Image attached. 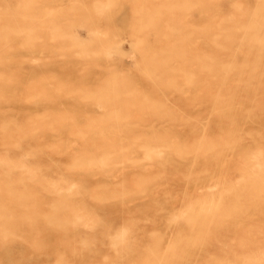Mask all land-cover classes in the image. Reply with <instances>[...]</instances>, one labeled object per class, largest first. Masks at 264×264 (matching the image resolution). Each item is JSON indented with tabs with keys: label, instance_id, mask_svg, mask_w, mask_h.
Masks as SVG:
<instances>
[{
	"label": "bare ground",
	"instance_id": "6f19581e",
	"mask_svg": "<svg viewBox=\"0 0 264 264\" xmlns=\"http://www.w3.org/2000/svg\"><path fill=\"white\" fill-rule=\"evenodd\" d=\"M36 1L40 0H0V197H2V200L0 199L2 206L0 205V207H3L1 208L4 210L3 212L6 211L4 207H10L13 211V216L12 214L10 216L9 209L7 211L9 216L4 215L5 217H3L2 215V218L0 217V244L13 243L10 248L4 245L6 249H38L43 253H49L52 249H56L59 257L56 258L58 260L55 262H60L59 264H264V0L189 1V3L193 2V7L189 10H194L195 22H193V26L190 23L192 21L189 19L188 25L190 23V27L194 28L195 38L193 40L195 39L196 46L193 42L192 44L196 47V52L200 54V57H196L198 63L195 66L197 70L194 80L195 91H193L195 96L191 97V102L185 100L186 103L184 102L185 104L180 106L181 103L177 101V97L165 96L163 95L164 92L163 94L160 93L159 96L162 94L165 97L163 99L164 103H160L158 99L159 104L162 105V109L165 108L170 114L165 111L166 113L164 115L160 113L158 118L161 119V116H163L168 121L159 119L156 122L147 120L139 123L140 120H137L132 125L127 123L124 126L122 124L121 128L116 126H114L116 128H105L103 126L99 129V132L105 135L99 137H90L86 134L83 136L84 133L95 132V130L88 129L90 125L70 129L67 124L57 120L61 114L59 111H53L52 107V109L46 108V111L45 109L42 110L45 112L40 111L42 113L36 111L33 107L36 88L49 84V82L46 84V79V81L39 79L35 82L38 77L35 74H39L33 71V68H36V66H33V63L35 64L33 62L34 51L35 53H41V50L38 49L46 43L45 37L48 35V33L43 34V23L33 13V3ZM60 1H58V4L62 3ZM166 1L172 2L171 0ZM185 1L183 0V5L188 3V0ZM66 2L68 1L66 0ZM81 2L84 3L82 0ZM80 3L78 4L80 5ZM96 3L98 4V2ZM58 4L57 8L60 6ZM64 4L66 5V3ZM69 4L71 5L72 2H69ZM53 5H56L55 2ZM70 5L68 6L70 7ZM111 5L113 6L112 3ZM176 5L178 6V4ZM179 5L183 7L182 3ZM186 5L185 8L188 9L189 6ZM68 6L58 8V10L62 13ZM101 6L104 7V5ZM173 6H175L174 2ZM173 6H170L171 11ZM180 6L176 9H179ZM71 8V11H73V7ZM161 8V6L158 8L159 12ZM155 9L154 14H156ZM187 9L184 12L188 11ZM46 12L45 10L44 13ZM159 12L157 14H160ZM48 16L47 13L46 17ZM155 16L151 18L155 19ZM173 16L175 15L173 14ZM162 17L160 15V18ZM151 18H148L147 21L151 20L150 22L153 23L154 20L152 21ZM188 18H193V14L192 17ZM87 20L85 19V22ZM99 21L97 20L98 23H96L101 24V21ZM183 21L185 22V18ZM78 22L83 23L82 25L85 27L83 21ZM158 22L160 21L155 22V25ZM166 23L168 25V22ZM100 24L99 30H101L100 28L104 23ZM146 24L148 29L149 23ZM145 25L143 24L141 27ZM49 26H51V23ZM78 26V28H82L81 25ZM141 27L139 28L140 31L144 32V28L141 29ZM55 28L52 30H56V33L53 32L54 34H58L62 30ZM117 28L119 29L118 26ZM180 30V28L176 30L177 33ZM96 31L94 32L97 35L98 30ZM191 31L193 34V30ZM105 32L109 38H107V41L111 40L110 31L109 35L107 31ZM54 34L53 36H55ZM91 34H93L92 31ZM130 34L132 33L130 32ZM153 35L157 37V34ZM66 37H68V34L63 39ZM112 37L114 36L112 35ZM37 38L39 41L43 40V44L37 50H33ZM59 38H62L61 35H59ZM68 38L74 39L70 36ZM187 38L188 35L186 34V38L185 36L179 37L178 41ZM50 39L49 43L58 38L55 36L52 41ZM92 40L94 41V39ZM188 40L187 43L190 41ZM86 41H88L86 38L85 41L82 40V42L88 44L89 42ZM74 42L79 46L82 44V42L78 44L77 39ZM85 44L84 47H86ZM114 46L116 47V44H113ZM72 48L70 47L69 50L71 51ZM75 48L79 50L78 47ZM85 50L86 48H82L83 53ZM40 53L39 56L42 55ZM80 53H82L81 47ZM80 53L77 59H82L79 58L83 57L80 56ZM85 53L84 58L86 59L88 51L86 50ZM72 54L70 53V56H74V52ZM96 54L98 53H94L93 56ZM51 55L52 53H50ZM76 55L77 53H75ZM176 55L179 56V54ZM60 56L59 59L65 62L66 55L63 56L65 59H62L61 53ZM70 58L71 61L72 58ZM89 58V64L93 60L95 61L94 58ZM113 58L114 63L120 62L119 57ZM39 59H41V56ZM53 59L51 58L54 62L56 56ZM48 60L46 57V63L49 62ZM110 61L112 60L110 59ZM68 62L66 60V63ZM101 62L99 61V63ZM99 63L98 65H100ZM45 65L43 66L45 67ZM83 66H81V69ZM44 67L43 69H45ZM47 67L49 68V64ZM47 67L45 70L48 72ZM175 68L174 70L171 69L173 74ZM119 69L122 70L123 68ZM91 71H89L90 74ZM98 71L100 73V70ZM123 71L126 72V70ZM146 71L144 70L143 74ZM121 73L117 74L118 78H121V76L123 78ZM152 73L150 70V74ZM170 73H168V76ZM58 74L53 77L58 78ZM103 74L101 77H103ZM134 74L139 76L135 71ZM154 74L151 76L156 77ZM160 75L163 77V72ZM85 77V79L82 77L83 81L87 79L88 75ZM128 77L132 78V74L127 75V79ZM182 77L184 78V76ZM122 78L121 80L125 77ZM154 78L152 81L155 84L156 81L154 80H158V78ZM74 79V83L79 80L73 77ZM88 79L86 84L93 85L90 84V80L87 83ZM135 80L138 81L137 78H134V82ZM173 80L175 81V79ZM142 81L145 84L148 82ZM163 81L165 80L163 79ZM187 81L189 80H183L184 84ZM120 82V85L117 83V86L113 85L115 86L114 88L112 86L113 89L108 87L110 88L109 94L117 88L116 91L114 90L116 94L114 96L117 99L120 97L119 95L123 94H119V91H123L118 90V86H121L122 89V82ZM95 84L97 85L96 82ZM174 84L176 83L173 82L172 85ZM65 85L67 86V83ZM76 85L78 87V84ZM185 85L188 87L187 84ZM48 86L52 88V85L49 84ZM147 86L145 85L143 88ZM177 86L180 87V85ZM135 87L139 88L140 86L134 85L132 90L137 89ZM176 87H173V89ZM70 89L64 91L62 89V91L59 90L61 92H58L62 94V92L71 91ZM176 89L173 91H176ZM73 90L79 91L78 89ZM182 90L184 91V89ZM80 91V93H83L82 96L88 95L87 93L85 95V91ZM106 91L104 94L107 93ZM169 91L172 92L171 90L167 92L169 93ZM183 91L181 92L183 93ZM189 91L185 90V94ZM68 92L66 94L70 93L69 96H72L73 93ZM93 92L92 90L91 96H93ZM128 92H125L126 96H128L127 94L130 96L134 94V91H132L133 94ZM157 92L159 93V90L154 93L157 94ZM135 93L138 92L135 91ZM182 93L180 94L182 95ZM38 94L41 95L37 92V96ZM180 94L178 93V95ZM44 95L46 94L43 93ZM98 96L101 95L97 94L96 97L98 98ZM112 96L113 93L108 97L112 98ZM94 97L88 99L93 102L94 99H97ZM59 100L61 99L56 101ZM73 100L76 101V99ZM103 100L105 101V99H102L100 103ZM41 102L45 101L41 100ZM107 102L104 103L107 104ZM76 103L74 104L76 105ZM78 104L82 105L79 102ZM131 106L135 107L133 104L123 107L125 110H130ZM153 106L151 107L153 108ZM56 108L58 107L56 106L55 110ZM120 108L121 106H119L118 111H116L117 109L114 111L121 114L119 113ZM159 109H161V106ZM181 110L185 112L190 110V116L188 113V115L185 113V116L190 117L191 120H181L180 118L184 117ZM148 113L146 115L145 113L133 114L131 112L136 119L149 117ZM105 115L107 117V114L103 116L105 117ZM67 116L69 115L67 114ZM103 116L101 113V119L104 118ZM112 116L109 115V118L116 119L118 115L116 117ZM156 116L153 115V119H156ZM120 117L122 120L123 115ZM171 117H175V120L178 117L181 121H174ZM81 118L77 119L79 123L91 125L96 123L110 124L106 122L109 118H106L107 120L104 118L105 122H98L94 119L93 121L84 122L85 119ZM69 119L71 120V118ZM80 119L82 122H80ZM147 123L149 126L152 124V127H154L150 130L142 128ZM155 132L166 134V136L160 137L161 134H159V137L144 136V134ZM132 133L143 134V136H131ZM187 133L188 136H181V134ZM42 134L45 135L42 136ZM50 134L53 136H49ZM95 134L93 133V135ZM15 171H19L21 174H16ZM22 179L23 182L19 183L18 181ZM132 202H145L151 204L152 207L147 208L145 206L147 212H149V216L145 215L147 218L141 217L143 220H137L136 218L133 220L134 216H132V219L128 215L127 219L132 220L125 223L127 219L124 220L118 217L117 214H128L130 208L125 205ZM65 203L74 206L72 205L73 207L70 209V207L67 208ZM63 204L66 209L72 210V213L71 216L69 212L65 218L63 216L59 219L57 215L61 209L60 206ZM106 204H115L118 207L107 208L102 206ZM140 207L135 208L136 213L137 208L139 210ZM66 209L64 211L68 213ZM142 211L140 209L139 212ZM131 212L133 211L131 210ZM137 214L142 215L141 213ZM60 249H66V251ZM67 249H73L74 252L70 250L73 255L66 254ZM99 249H106L104 256L95 255L99 252ZM19 250H15V252H19ZM15 252L12 253L15 254ZM92 252L95 253L94 258L87 259L86 253H90L92 256ZM7 254L8 252L4 255ZM21 255L25 259L24 254ZM14 256H10V258ZM33 257L32 259H34ZM50 257L53 258V256ZM36 258H39V260H33V264H47L49 262L46 260L43 262V258L41 257L42 260H40V256H36ZM14 260L12 261L14 262ZM52 260L50 261L52 262ZM51 262L48 264H52Z\"/></svg>",
	"mask_w": 264,
	"mask_h": 264
},
{
	"label": "rangeland",
	"instance_id": "374dc122",
	"mask_svg": "<svg viewBox=\"0 0 264 264\" xmlns=\"http://www.w3.org/2000/svg\"><path fill=\"white\" fill-rule=\"evenodd\" d=\"M52 1V0H51ZM50 0H40V1H36V2H34L33 3V13H35V16L37 17V18H39L40 20H41V23H43V34L44 33H48V35H47V37H45L46 38V43H44V45L46 46H44V45H42L43 44V40L42 41H39V39L37 40V39H35V40H37L36 42H35V40L33 41V44H34V42L36 43V44H34L33 45V47H35V48H33V50H37L41 45V47H40V49H38L39 51L41 50V53L40 54H42V55H40L41 56V59L43 60V61H40L41 59H39L40 58V56H39V53H35V51H34V56H33V62H35V64L33 63V66L35 67L36 66V68L34 69L33 68V71H35L37 74H39V75H36L35 74V76H38L36 79H35V82L36 81H38L39 79L41 80V79H43V80H47V83L46 84H48V82H49V84L50 85H52V88H51V86H48V85H41V86H39V87H37L36 89V93H35V96H34V99H35V97L37 96V92H39V93H41V95L40 94H38V96L37 97H39V98H37L36 97V99L34 100L33 99V107H34V109L36 110V111H38V112H40V111H42V110H44L45 109V111H46V108H53L54 110L53 111H59V113L61 114V116H59V118L57 119V120H60L61 121V123H65V124H67V127H69L70 129H76L77 127H82V126H85V125H90V127L88 128V129H90V130H95V132H90V133H84V135L83 136H85V134L86 135H88V136H90V137H96V136H104L102 133H100L99 132V129L100 128H103V126L105 127V128H111V127H113V128H116V127H120L122 124L124 125V126H126L127 125V123H130L131 125L133 124V122H135V121H137V120H140L139 121V123H142V122H146L147 120H149L150 122L151 121H153V122H156L157 120H159L160 118H158V117H160V113H161V115L163 114H165L166 112H168L169 113V111H167V110H165V108L164 109H162V105L161 104H159V101H158V99L160 100V103H164V97L165 96H167V95H170V96H175V97H177L176 99H177V101H179V103H181V104H179L180 106L182 105H184L185 103H186V101L185 100H188V101H190L191 102V97L194 95L195 96V94H194V92L193 91H195V77H196V67L195 66H197V63L198 62H196V61H198L197 59H196V57H200V54H198L197 52H196V45H195V39L193 40V38H195V32H194V28H192V26L190 27V25L192 24H194L193 22H195L194 21V17H195V15H194V10L192 9V11L191 10H189L190 8H192L193 7V2L191 3H189V1H191V0H188V3H186V4H188V5H186V6H189V8L187 9V7L185 8V5H183L184 4V2H183V0H171L172 2H167L166 0H92V1H88V0H82L84 3H82L81 2V0H71V1H69V0H67L68 2H66V0H53L52 2H51ZM57 1V2H56ZM58 1H60V2H62L61 4H58ZM111 1V2H110ZM185 1V0H184ZM44 2V3H43ZM55 2V4L56 5H53V3ZM59 2V3H60ZM69 2H72V4L71 5H73V6H71L70 4H69ZM82 4H81V3ZM87 2V4H85ZM93 2V4L91 5V3ZM96 2H98V4L96 3ZM128 2V3H127ZM134 2V3H133ZM173 2H174V4H175V6H173ZM185 2H187V0L185 1ZM64 3H66V5L64 4ZM74 3H76V5H74ZM78 3H80V5L78 4ZM97 4V6H96V4ZM111 3L113 4V6L111 5ZM131 5H130V4ZM180 3H182V5H183V7H181L179 4ZM47 4V5H46ZM57 4L58 5H60L58 8H61V7H66V6H68V5H70V7L68 6L66 9H68V10H70V11H68V10H63L62 11V13H61V11L60 10H58V8L56 7L57 6ZM99 4H100V7H99ZM109 4V5H108ZM176 4H178V6L176 5ZM192 4V6H190ZM86 5V6H85ZM101 5H104V7L103 6H101ZM106 5V6H105ZM111 5V6H110ZM121 5H122V8H121ZM173 6V8H172V11L170 10V6ZM78 6H80V7H78ZM96 6V7H95ZM110 6V7H109ZM160 6L163 8H161L160 9V12L158 11L159 9L158 8H160ZM180 6V8H182L183 9V11H182V9H181V11L180 12H178L179 11V9H176V8H178ZM71 7H73V11H71L72 10V8ZM92 7H93V9H92ZM98 7V8H97ZM164 7H167V8H164ZM169 7V8H168ZM46 8V9H45ZM70 8V9H69ZM75 8V9H74ZM78 8H80L79 10H78ZM95 8H97V9H99V10H97V9H95ZM154 8H156L155 10H156V14H154L153 12H155L154 11ZM174 8H175V10H174ZM185 8V9H184ZM52 9V10H51ZM53 9H54V12H53ZM63 9V8H62ZM82 9V10H81ZM84 9H87V10H84ZM96 11H95V10ZM119 9V10H118ZM188 10V11H185L184 12V10ZM47 11L46 13H44V11ZM50 10V11H49ZM75 10V11H74ZM117 10V11H116ZM170 10V11H169ZM130 11H131V14H130ZM167 11V12H166ZM53 12V13H52ZM116 14H115V13ZM138 12V13H137ZM145 12H146V14H145ZM160 13V14H157V13ZM163 12V13H162ZM165 12V13H164ZM47 13H48V17H46L47 16ZM97 13H98V15H97ZM100 13V14H99ZM150 13V14H149ZM175 15V16H173V14ZM185 13H189V14H186L185 15ZM112 14H114V15H112ZM166 14V15H165ZM181 14H183V15H181ZM192 14H193V18H188V17H192ZM46 15V16H45ZM89 15H90V17H89ZM101 15V16H100ZM110 15H112V16H110ZM132 15V16H131ZM154 15H156L155 16V19L157 20V21H160V22H158V23H156V25H155V22H157L155 19H152L151 17H153ZM158 15V16H157ZM160 15H161V17L162 18H160ZM165 15V16H164ZM181 17H180V16ZM191 15V16H190ZM39 16V17H38ZM99 16V17H98ZM171 16H173V18H171ZM179 16V17H178ZM50 17V18H49ZM86 17V18H85ZM89 17V18H88ZM96 17H98L99 19H101L100 21H101V24H103L104 23V25H102V28H100L101 30H99L98 28L99 27H101V26H99V24H97L98 22H97V20L99 21V19L98 18H96ZM102 17V18H101ZM110 17V18H109ZM157 17V18H156ZM158 17H159V20H158ZM43 18H44V20H43ZM87 18H88V20H87ZM92 20H91V19ZM151 18L152 19V21L154 20V22L152 23V22H148L147 20H149V19ZM180 18V19H179ZM184 18H185V22L183 21L184 20ZM187 18V19H186ZM85 19L87 20L86 22H85ZM103 19V20H102ZM108 19H110L109 21H108ZM130 19V20H129ZM142 19H143V21H142ZM177 19V20H176ZM191 20L192 22H190L189 23V25H188V20ZM53 20V21H52ZM62 20V21H61ZM70 20V21H69ZM73 20V21H72ZM172 20V21H171ZM180 20H181V22H180ZM43 21V22H42ZM49 21H50V23H51V26H49L50 25V23H49ZM52 21V22H51ZM71 21L73 22L72 24H71ZM78 21H83L84 22V26L85 27H83V23H80V22H78ZM99 21V22H100ZM128 21H130V22H128ZM168 22V25H167V23L166 22ZM175 21V22H174ZM46 22H48V23H46ZM97 22V23H96ZM103 22V23H102ZM107 22V23H106ZM109 22V23H108ZM133 22V23H132ZM143 22V23H142ZM58 23V24H57ZM80 23V24H79ZM130 23V24H129ZM146 23H149L148 25V29H147V24ZM177 25H175V24ZM177 23H179L180 25H178ZM46 24H48V25H46ZM53 24V25H52ZM100 24V25H101ZM143 24L146 26V28H144V27H141V26H143ZM186 24V25H185ZM41 25V24H40ZM55 25V26H54ZM78 25H81L80 27H82V28H78L79 26ZM97 25V26H96ZM111 27H109V26ZM158 25V26H157ZM185 25V26H184ZM42 26V25H41ZM47 26V27H46ZM53 26V27H52ZM94 26H96L95 28H96V30H98V33H97V35L95 34V32L94 31H96V30H94L95 28H94ZM116 26V27H115ZM117 26L119 27V29L117 28ZM151 26V27H150ZM155 26V27H154ZM179 26V27H178ZM194 26V25H193ZM56 27V28H55ZM77 27V28H76ZM112 27H115L114 29L112 28ZM141 27V29H143V31L144 32H141L140 31V28ZM168 27V28H167ZM173 27V28H172ZM175 27V28H174ZM47 28V29H46ZM58 29V30H60V29H62V30H60L59 32H58V30H57V32H58V34H54L53 32H55V31H52L53 29ZM94 28V29H93ZM103 28H104V30H103ZM109 28V29H108ZM157 28V29H156ZM181 29L178 33H177V31L176 30H178V29ZM76 29V30H75ZM121 29V30H120ZM156 29V30H155ZM159 29V30H158ZM174 31H173V30ZM50 32H49V31ZM66 30V31H65ZM86 30H87V35H86ZM102 30H103V32H102ZM126 30H128L126 33H125V31ZM171 30V31H170ZM191 30H193V34H192V31ZM77 31H78V33H77ZM91 31H92V33L96 36V37H98L97 39H96V37L93 35V34H91ZM105 31H107V33H108V35L110 34V37H111V40L113 41H111V40H109V41H107V36H106V32ZM109 31H110V33H109ZM117 31V32H116ZM146 31V32H145ZM173 31V32H172ZM182 31H183V33H182ZM190 31H191V34H190ZM61 32V33H60ZM97 32V31H96ZM114 32H116V33H114ZM129 32V33H128ZM130 32L132 33V34H130ZM172 32V33H171ZM51 33V34H50ZM56 36V38H58V39H54L55 41H53V42H50V43H52V44H50L49 43V39H50V41H52L53 40V38H55V36H53V34ZM56 33V32H55ZM63 33V34H62ZM100 33H102L101 35H100ZM112 33H114V34H112ZM151 33H153V34H157V37H154V36H156V35H153V34H151ZM190 35H189V34ZM67 34H68V37L70 36V37H73L74 39H70V38H68V37H66L65 39H63V37H65V36H67ZM98 34H99V36H98ZM129 34V35H128ZM150 34V35H149ZM174 34H177L176 36L174 35ZM179 34H180V36H179ZM184 34V35H183ZM186 34L188 35V38L187 39H189L190 40V36H191V40H193V41H189L188 43H190V44H188L187 43V39H182V40H184L183 42H180V41H182V40H180V41H178V39H179V37L181 38V37H184L185 36V38H186ZM59 35H61V37L62 38H59ZM79 37H78V36ZM112 35L114 36V37H112ZM117 35V36H116ZM149 35V36H148ZM86 36V37H85ZM148 36V37H147ZM153 36V37H152ZM83 37V38H82ZM126 37V38H125ZM128 37V38H127ZM152 38V40H151V38ZM178 37V38H177ZM48 38V39H47ZM85 38L88 40V41H86L88 44H85L84 42H82V40L83 41H85ZM113 38H115V39H113ZM123 38V39H122ZM153 38H155V39H153ZM76 39H77V43L79 44L80 42H82V44L84 43L85 44V46L86 47H84V44H83V46H82V44L79 46V45H77L74 41H76ZM92 39H94V41L92 40ZM109 39V38H108ZM122 39V40H121ZM158 39V40H157ZM40 40H41V38H40ZM79 40V41H78ZM91 40V41H90ZM139 40H142L141 42L139 41ZM160 40V41H159ZM56 41H57V43H56ZM115 41V42H114ZM117 41H120V42H117ZM143 41H144V43H143ZM152 41V42H151ZM185 41H186V43H185ZM40 42V43H39ZM59 42V43H58ZM63 42V43H62ZM90 42H92V44H90ZM141 43V44H139V43ZM160 42V43H159ZM164 43V45H163V43ZM192 42L194 43V45L195 46H193V44H192ZM49 43V44H48ZM72 43H74V44H72ZM182 43H183V45H182ZM58 44H60V45H58ZM113 44L115 45L116 44V47L114 46L113 47ZM192 44V45H191ZM73 45V46H72ZM74 45H75V47H78L79 48V50L77 49V48H75L74 47ZM60 46V47H59ZM68 46H69V48L71 47H74V48H72L71 49V51L69 50V48H68ZM156 48H155V47ZM160 46V47H159ZM185 46H188V47H185ZM68 49H67V48ZM80 47H81V52L82 53H80ZM113 47V48H112ZM82 48L83 49H85L86 48V50L88 51V53H87V55H88V57L85 59L84 58V56H85V52H86V50H85V52L83 53V51H82ZM114 48H116V49H114ZM65 49V50H64ZM130 49V50H129ZM62 50H64V51H62ZM67 50H69V51H67ZM107 50H109V51H107ZM116 52H114V51ZM44 51V52H43ZM57 53H56V52ZM171 51H173V52H171ZM53 52H54V54H53ZM72 52H74V56H72L73 54H72ZM80 53V56H83V57H79V58H82V59H77L78 57L77 56H79L78 54ZM91 52H93V54L94 53H98V54H96V55H94L93 56V54H91ZM44 53H47V54H44ZM50 53H52V55L50 56ZM56 53V54H55ZM60 53H61V55H62V59H65L63 56H65V57H67L66 58V60H67V62L68 63H66V60H65V62L64 61H62V60H60L59 58H61V56H60ZM68 53H69V55H68ZM70 53L72 54L71 56H70ZM75 53H77V55L75 56ZM101 53V54H100ZM120 53V54H119ZM128 53V54H127ZM184 53V54H183ZM36 54H37V56H36ZM64 54V55H63ZM83 54V55H82ZM90 54V55H89ZM116 54V55H115ZM137 54V55H136ZM139 54V55H138ZM176 54H179V56L178 55H176ZM183 54V55H182ZM45 57H44V56ZM48 55V56H47ZM92 55V56H91ZM109 55H110V57H109ZM117 55H118V57H119V59H120V62L118 61H116L115 60V62H117V63H114V58L113 57H115V58H118L117 57ZM120 55V56H119ZM135 55V56H134ZM55 56H56V59H55ZM96 56V57H95ZM122 56H125L124 58H121ZM140 56V57H139ZM177 56V58H175ZM184 56V57H183ZM46 57H47V60L50 58V60H48L49 62H47L46 63ZM72 59H71V58ZM94 58L95 59V61L93 62L92 61V63L91 64H89L90 62H89V60H88V58ZM101 57V59H102V62H101V59H99L98 60V58H100ZM181 57V58H180ZM51 58L54 60V62L51 60ZM58 58V59H57ZM69 58L71 59V61L69 60ZM89 58V59H90ZM103 58H105V59H103ZM113 58V59H112ZM137 58H138V60H137ZM180 58V59H179ZM110 59L112 60V61H110ZM119 59H117V60H119ZM35 60V61H34ZM40 62H39V61ZM57 60V62H55ZM87 60H88V62H87ZM105 60H106V63H105ZM110 61V62H108V61ZM135 60H137V61H135ZM162 60H164V61H162ZM36 61H37V63H36ZM61 61H62V63H61ZM76 61H78V62H76ZM85 61H86V63H85ZM98 61V62H97ZM99 61L101 62V63H99ZM134 61H135V64H134ZM178 61V62H177ZM194 61V62H193ZM52 62V63H51ZM60 62V63H59ZM72 62H73V64H72ZM84 62V63H83ZM108 62V63H107ZM46 65H45V64ZM57 63V64H56ZM98 63L100 64V65H98ZM110 63V64H109ZM113 63V64H112ZM177 63V64H176ZM45 65V67L43 66V65ZM48 64H49V68L47 67L48 66ZM50 64H52V65H50ZM63 64V65H62ZM69 64H70V67H69ZM88 65V66H85V65ZM115 64V65H114ZM118 64V65H117ZM40 67V65H41V67L40 68H37L38 66ZM55 65V66H54ZM60 65H62L61 67H60ZM65 65V66H64ZM67 65V66H66ZM84 65V66H83ZM105 65V66H104ZM107 65H108V67H107ZM131 67H130V66ZM134 65H135V67H134ZM136 65H137V67H136ZM81 66H83L82 67V69H81ZM117 66H119V68H123L122 70L121 69H119V68H117ZM43 67L46 69V67H47V69L49 70V71H51L50 73H48L47 72V70H45V69H43ZM63 67H66V68H64L63 69ZM94 67V69L92 70V68ZM99 69H98V68ZM133 67V68H132ZM176 67V68H175ZM60 68V69H59ZM78 68H80V69H78ZM85 68V69H84ZM150 68V69H149ZM174 68H175V71H174V74H173V70H174ZM41 69V70H40ZM61 69H62V71H61ZM100 70V73H101V71H103L102 73H104L103 74V77H101V75H102V73L100 74V73H98L99 71L98 70ZM119 69V70H118ZM129 70V72H128V70ZM133 69V70H132ZM171 69H173L172 71H171ZM45 70V71H44ZM79 70V71H78ZM92 70V71H91ZM123 70H126V72H124ZM144 70L146 71V75L145 74H143V72H144ZM150 70H151V73L152 72H154V73H152V74H150ZM154 70V71H153ZM42 71H44V73H42ZM82 71V72H81ZM89 71H91V74H90V72ZM96 71V72H95ZM134 71H135V73H137V74H139V76L138 75H135L134 74ZM176 71H177V73H176ZM181 73H180V72ZM34 72V73H35ZM41 72V73H40ZM45 72H46V74H45ZM58 74V72H59V74H58V78L57 77H53V76H57V74ZM77 72H79L78 73V75H76V73ZM122 72V73H121ZM162 72H163V77H162V75H160V74H162ZM166 72H168V73H170V72H172V73H170L169 74V76H168V73H166ZM108 73V74H107ZM119 73H121V75L123 74V78H122V76H121V78L124 80V82H123V80H121V78L119 79L117 76L119 75ZM148 73V74H147ZM88 75V77H89V79H88V77H87V79H88V82L87 83H89V80H90V84L92 83L93 85H88V84H86V81H87V79L86 80H84L83 81V79H82V77H84V79L86 78L85 76L86 75ZM99 74H100V76H99ZM116 74V75H115ZM118 74V75H117ZM129 74L131 75L132 74V78L131 77H128V79H127V75L129 76ZM156 75V77L155 76H151V75ZM159 74V75H158ZM115 75V76H114ZM150 75V76H149ZM164 75H166L167 77H165ZM175 75V76H174ZM77 76V77H76ZM80 76H81V78H80ZM134 76V77H133ZM141 76V77H140ZM147 76H149L150 77V80H149V77L147 78ZM161 76V77H160ZM174 76V77H173ZM180 76V77H179ZM182 76H184V78L182 77ZM61 79H60V78ZM73 77L74 78H77V79H79V80H76V82L74 83V81H75V79L73 80ZM113 78V80H112V78ZM140 77V78H139ZM155 77V78H154ZM166 79H165V78ZM93 78V79H92ZM101 78V80H99ZM115 78H118V79H115ZM130 78V79H129ZM134 78H137L138 79V81L137 80H135V82H134ZM153 78L154 79H156V78H158V80H154V81H156L155 82V84H154V82L152 81L153 80ZM171 78H172V80H171ZM48 79H51L50 81L48 80ZM64 79H66L65 81H64ZM67 79H68V81H67ZM70 79V80H69ZM72 79V80H71ZM115 79V80H114ZM144 80V81H148L146 84H145V82H143L142 80ZM160 79H162V81H163V79L165 80V81H160ZM173 79H175V81L173 80ZM45 80V81H46ZM98 80V81H97ZM112 80V81H111ZM117 80V81H116ZM122 82H120V81ZM126 80V81H125ZM170 80H171V82L173 81L174 83H176V84H174V85H172V83L170 82ZM183 80L185 81V80H189V81H187V82H185V84H187L188 85V87L184 84V82H183ZM62 81H64L63 83H62ZM113 81H115V82H113ZM151 81V82H150ZM69 82V83H68ZM95 82L97 83V85L95 84ZM111 82V83H110ZM119 82L122 84V89H121V86H118L119 88H118V90H123V91H119L120 93L119 94H121V93H123L122 95H119L118 94V92H117V96L119 97L118 99L117 98H115V96L114 95H116L115 94V91L117 90V88H115L114 90H112L115 86H117V84H119ZM157 82H159V83H157ZM170 82V83H169ZM190 84H189V83ZM65 83H67V86L65 85ZM101 85H100V84ZM115 83V84H114ZM117 83V84H116ZM169 83V84H168ZM76 84H78V87H77V85ZM165 84V85H164ZM192 84V85H191ZM62 85H64V86H62ZM113 85H115V86H113ZM120 85V84H119ZM134 85H138V87L139 88H137V87H135V88H137V89H135V90H132V89H134L133 87H134ZM145 85H148L146 88H143ZM170 85H172V86H170ZM176 85H180V87L182 86V88L180 89V87L179 86H177L176 87ZM185 85V86H184ZM190 85V86H189ZM194 85V86H193ZM44 86V87H43ZM62 86V87H61ZM68 87V88H66V87ZM73 86V87H72ZM92 88H94L95 89V87H98V88H96L95 90L94 89H92ZM94 86V87H93ZM102 86V87H101ZM112 86H113V88H112ZM143 86V87H142ZM193 86V87H192ZM60 88V89H58V91L59 90H61L62 91V89H63V91L66 89V90H68V89H70L71 91L73 90V89H75V90H79L78 92L77 91H69V92H71V93H73L72 94V96H69V92L68 91H65V92H62V94L61 93H59V92H61V91H56L57 89H55V88ZM105 87V88H104ZM108 87H110V88H112L111 90H112V93H113V96H112V98H114V99H112V98H109L108 96L109 95H112V93L111 94H109V92H110V88H108ZM173 87H176L175 89H176V91H173V90H175V89H173ZM187 89H186V88ZM33 88H35V87H33ZM73 88V89H72ZM80 88V89H79ZM86 89V90H88L87 92L84 90V89ZM102 88V89H101ZM91 89V90H90ZM182 89H184V91L182 90ZM194 89V90H193ZM80 90H82L83 92L85 91V95H86V93L91 97H89L88 95H86V96H82L83 95V93H80L81 91ZM89 90H90V92H89ZM92 90L95 92H93V96H91V93H92ZM106 90H108V91H106L107 93H105L106 94V96H105V94H104V92ZM134 91V94H133V92L132 91ZM139 90V91H138ZM159 90V93L157 92V94H155L154 92H156V91H158ZM162 90V91H161ZM164 90V91H163ZM166 90V91H165ZM168 90H171L172 92H170L169 91V93L167 92ZM183 91V93L180 91ZM185 90L186 91H188V90H190L188 93L186 92V94H185ZM132 92L131 94H133V95H129V94H127L128 96H126V93L125 92ZM135 91H137L138 93H135ZM161 91V92H160ZM66 92H68L69 94H66ZM77 92V93H76ZM128 92V93H129ZM154 94H153V93ZM163 92H164V94H163ZM176 92V94L174 95V93ZM43 93L44 94H46V95H44L43 96ZM90 93V94H89ZM143 93V95H141ZM160 93H162L163 95H165V96H163L162 94H161V96H159V94ZM166 93V94H165ZM178 93L180 94V93H182V95H184V96H186V95H188L187 97H182V95L180 94V95H178ZM82 94V95H81ZM98 94V95H101V96H98V98L96 97V95ZM107 94H108V96H107ZM153 95V97H152V95ZM189 94H190V98H189ZM61 95H62V97H61ZM80 95V96H79ZM157 95V96H156ZM47 96V97H46ZM95 96V97H94ZM116 96V97H117ZM144 96H146V97H144ZM58 98V99H61V100H64V101H61V100H59V101H56V100H58V99H56V98ZM92 97H94V98H97V99H94V100H96V101H94L93 100V102H92V100H90V99H92ZM101 97H103V98H100ZM133 97V98H132ZM156 97V98H155ZM42 98V99H41ZM69 98V99H68ZM72 98V99H71ZM85 98H90V99H85ZM110 100H109V99ZM143 98H147L148 99V101H147V99H143ZM152 98V99H151ZM47 99V100H46ZM66 99H68V100H66ZM73 99H76V101H74ZM86 100V101H84V100ZM102 99H105V101L107 102L108 100V102H107V104L106 103H104L105 101L103 100V105H101L102 103H100V101H102ZM108 99V100H107ZM113 101H112V100ZM134 99V100H133ZM182 99V100H181ZM38 100H40V101H38ZM41 100H43V101H45V102H41ZM49 100V101H48ZM66 100V101H65ZM72 100V101H71ZM77 100H78V102L79 103H81L82 105H84V106H82V105H80V104H78V102H77ZM97 100H98V102H97ZM136 100V101H135ZM153 100V101H152ZM155 100V101H154ZM157 100V101H156ZM53 101V102H52ZM54 101H56V102H54ZM138 101V102H137ZM36 102H38L37 104H36ZM77 102V103H76ZM90 102V103H89ZM96 102V103H95ZM110 102V103H109ZM121 102V103H120ZM151 102H152V105H151ZM154 102H156L155 104H154ZM185 102V103H184ZM49 103V104H48ZM53 103V104H52ZM74 103H76V105L74 104ZM100 103V104H99ZM125 103V104H124ZM133 104V106H135V107H132L131 106V109L130 110H125L124 109V107L123 106H126V105H132ZM158 103V104H157ZM89 104H91V105H88ZM92 104H93V106H92ZM99 104V105H98ZM87 105V106H86ZM153 106V108L151 107V106ZM161 106V109H159L160 108V106ZM58 107V108H56V110H55V107ZM92 106V107H91ZM119 106H121V108H120V110H119V113H121V114H118V112H115L114 110H116V111H118V109H119ZM158 106V107H157ZM164 106V105H163ZM97 107V108H96ZM51 108V109H52ZM61 108V109H60ZM63 108H66V109H63ZM70 108V109H69ZM99 108H100V110H99ZM158 108V109H157ZM112 109V110H111ZM75 110H77V111H75ZM110 111V112H106V111ZM159 110H160V112H159ZM45 111H42V112H45ZM73 111H75V112H73ZM80 111V112H79ZM87 112V113H85V112ZM91 112V113H89V112ZM121 111V112H120ZM166 111V112H165ZM42 112H40V113H42ZM84 112V113H83ZM95 112V113H94ZM96 112H98V113H96ZM100 112V113H99ZM103 112H106V113H103ZM131 112H133V114L134 113H145L146 115H147V112H149L148 114V116L149 117H145V118H140V119H136L132 114H131ZM151 112V113H150ZM163 112V113H162ZM101 113H102V116L104 115V114H107V117H106V115H105V119L106 118H109V115H113L114 116V114H115V116L114 117H116V115H118L117 117H116V119L115 118H109V120H105L104 118H102L101 119ZM110 113V114H109ZM114 113V114H113ZM157 114V116H156V114ZM181 113H182V115H184V117L182 116L180 119L182 120V119H190V117L188 118V116H185V113H186V115H188L189 114V116H190V114H191V111L189 110V111H187V112H185V111H183V110H181ZM188 113V114H187ZM67 114L69 115V116H67ZM88 114V115H87ZM170 114V113H169ZM93 115H95V117H93ZM97 115H99V116H97ZM121 115H123V117H122V120L120 119L121 117L120 116ZM153 115L154 116H156L155 118L156 119H153ZM159 115V116H158ZM112 116V117H113ZM127 116V117H126ZM130 116V117H129ZM67 117V118H66ZM80 117H82L81 119H85L84 120V122H86V121H93V119L94 120H96V121H103V122H107V123H110V124H98V123H96V124H93V125H91V124H84V123H79L78 122V120L77 119H79ZM99 117V118H98ZM119 117V118H118ZM126 119H125V118ZM163 116H161V119L160 120H165V121H168V119L166 120L164 117V119L162 118ZM187 117V118H186ZM63 118V119H62ZM66 118V121L64 120ZM68 118H71V120L69 119L68 120ZM174 121H177V120H180L178 117H177V120H175V117L173 118V117H171ZM35 119H37V117H35ZM80 119V122H82V120ZM115 119V120H114ZM119 119V120H118ZM64 120V121H63ZM75 120H77L76 122H75ZM145 120V121H144ZM170 120V119H169ZM180 120V121H181ZM191 120V119H190ZM149 121H148V123H149ZM132 122V123H131ZM125 123V124H124ZM148 123H147V125H148ZM70 125V126H69ZM143 126L142 128H145L146 130H150V128H153L152 127V124H150V126L148 125V126ZM114 126H116V127H114ZM122 127V126H121ZM120 127V128H121ZM129 127V126H128ZM163 127V126H162ZM148 128V129H147ZM156 128V127H155ZM93 133L95 134V135H93ZM159 134H161L160 135V137H163V136H166V134H162V133H148V134H144V136H150V137H159ZM40 135H41V133H40ZM45 135V134H44ZM43 134H42V136H44ZM116 135V134H115ZM114 135V136H115ZM143 136V134H138V133H132V135L131 136ZM189 134L187 133V134H181V136H188ZM49 136H53V135H49ZM107 136V135H106ZM19 171H15V173L16 174H21V172H19ZM25 173V172H24ZM19 183L20 182H23V179L22 180H19L18 181ZM0 199L2 200V197H0ZM0 200V205L2 206V201ZM4 201V200H3ZM70 203H65V205L67 206V208H69L70 207V209H72L71 207H73L74 205L73 204H70V206H68ZM73 205V206H72ZM118 205V204H117ZM66 206H64V204L63 205H61L60 207H61V209H60V211H59V213H58V215L57 216H59L58 218L59 219H61L63 216H64V218H65V216L66 215H68L69 214V212H70V216H71V213H72V210H69V209H66ZM99 207L101 206V205H98ZM102 206H104V207H107V208H116V207H118V206H116L115 204H106V205H102ZM115 206V207H114ZM119 206H121V205H119ZM126 207H128V208H130V210H129V213L127 214V213H124L123 215H122V213H120V214H117V213H114V214H117V216L118 217H120V218H123L124 220L125 219H127L128 218V215H129V217L130 218H132V216H134L132 219L133 220H135V218L137 219V220H141L142 218H147V216H149L148 214H149V212H147V208H151L152 206H151V204H149V203H145V202H132L131 204H128V205H125ZM141 206V207H140ZM147 208H146V207ZM57 207V206H56ZM63 207V208H62ZM65 207V208H64ZM75 207H76V205H75ZM74 207V208H75ZM136 207H140V209H141V211L142 212H139L140 211V209L138 210V208H137V213H141L142 215H139V214H137L136 213ZM1 208H3V207H0V217L2 218V215H3V217H5L4 215H6V217L7 216H9L8 214H9V212H8V214H7V211L9 210L10 211V216H11V214H12V216H13V211H12V208H8V207H4V209L6 210L5 212H3L4 210L3 209H1ZM78 208V207H77ZM66 209V211L68 212V213H66L64 210ZM2 210V211H1ZM131 210L133 211V212H131ZM11 211H12V213H11ZM61 211H63L62 213H63V215H62V213H61ZM130 212H131V214H130ZM126 214V215H125ZM145 215H147L146 217H145ZM140 216V217H139ZM61 217V218H60ZM142 217V218H141ZM67 218H69V217H67ZM130 218H129V220L127 219V220H125V223H129L131 220H130ZM138 218H140V219H138ZM143 220V219H142ZM7 247L8 246V248H10V246L12 247L13 246V243H5V244H3V245H1L0 244V264H6V263H8V264H33V260H39V258H36V256L37 257H39L40 256V260H42V258H43V262L46 260L48 263H50L51 261L50 260H52V264L54 263H56L55 261H57L58 259H56V258H58L59 256H58V252L56 251V249H52L51 251H49V253H50V255H49V253H43V252H41V251H39L38 249H6L5 248V246ZM3 246H4V248H3ZM3 248V249H2ZM3 250V251H2ZM6 251V253L8 252V257H6L4 254H6L5 253V251ZM15 250H19V252H15ZM25 250H26V252H25ZM58 250V249H57ZM60 250H65L66 251V249H60ZM68 250V252L66 253V254H70V255H73V254H71L72 252H74V250L73 249H67ZM70 250H72V252L70 251ZM77 250V249H76ZM4 253H2V252ZM70 251V252H69ZM12 252H15V254L14 253H12ZM23 253L24 254V257H25V259L23 258V257H21V256H23V255H21V254ZM106 253V249H99V252L97 253V254H95V253H91L92 254V256L90 255V253H86V256H87V259L88 258H91V257H93L94 258V254L95 255H98V256H102L103 254H105ZM89 254V255H88ZM14 256V257H11L10 258V256ZM21 255V256H20ZM43 255H44V257H43ZM47 255V256H46ZM49 255V256H48ZM3 256H4V258H3ZM20 256V257H19ZM34 256V257H33ZM47 257V259H46V257ZM50 256H53V258L52 257H50ZM104 256V255H103ZM27 257H30L31 258V260H30V258H28L27 259ZM32 257L34 258V259H32ZM42 257V258H41ZM50 257V258H49ZM73 257V256H72ZM6 258H8V259H6ZM16 258H18V259H16ZM11 261H10V260ZM13 259H15L14 260V262L12 261ZM28 261H27V260ZM56 259V260H55ZM4 260V261H3ZM7 260V261H6ZM2 261V262H1ZM25 261V262H24ZM4 262V263H3ZM47 263V264H48ZM60 262H58V263H56V264H59Z\"/></svg>",
	"mask_w": 264,
	"mask_h": 264
}]
</instances>
